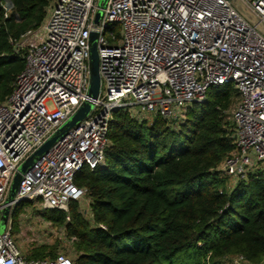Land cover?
<instances>
[{
    "label": "built area",
    "instance_id": "1",
    "mask_svg": "<svg viewBox=\"0 0 264 264\" xmlns=\"http://www.w3.org/2000/svg\"><path fill=\"white\" fill-rule=\"evenodd\" d=\"M51 0L42 27L14 43L24 70L0 102V219L18 169L90 101L89 41L97 32L101 89L93 109L23 175L16 201L39 200L43 211L69 213L70 203L92 221L79 173L106 163L115 113L135 110L172 125L212 89L232 85L234 149L217 168L232 189L264 165V34L229 0ZM264 26V0H241ZM10 1L1 3L5 18ZM119 27L116 36L111 29ZM15 204L12 205V208ZM70 216H67V221ZM106 230L104 225H100ZM0 264H75L63 253L29 259L13 235V215L0 233ZM229 264H252L244 256ZM260 264H264V259Z\"/></svg>",
    "mask_w": 264,
    "mask_h": 264
},
{
    "label": "trees",
    "instance_id": "2",
    "mask_svg": "<svg viewBox=\"0 0 264 264\" xmlns=\"http://www.w3.org/2000/svg\"><path fill=\"white\" fill-rule=\"evenodd\" d=\"M0 0V102L24 70L25 54L14 43L42 27L51 0ZM239 92L232 85L208 92L172 125L161 117L137 122L120 110L110 129L106 163L83 169L76 184L86 188L93 220L77 201L69 213L44 218L64 225L75 239V264H229L244 256L264 259V165L232 189L217 171L234 149L228 112ZM20 202L13 227L21 214ZM70 220L67 221V216ZM100 225H104L103 230ZM55 258L36 249L29 259Z\"/></svg>",
    "mask_w": 264,
    "mask_h": 264
},
{
    "label": "water",
    "instance_id": "3",
    "mask_svg": "<svg viewBox=\"0 0 264 264\" xmlns=\"http://www.w3.org/2000/svg\"><path fill=\"white\" fill-rule=\"evenodd\" d=\"M108 0H100L99 10L96 15L95 24H99L102 17V9L106 6ZM231 3L243 13L249 20L258 27V29L264 34V26L259 23L257 18L245 7L241 0H229ZM98 37L97 32H92L89 48H90V57H89V70H90V86L88 90V96L90 101H86L76 112V114L71 117L61 128H59L48 140L47 142L40 147L29 159L18 169L15 177L12 181L7 199L6 206L1 212L0 219V233H3L6 228L10 218V215L14 214V210L17 205L20 203L16 201V197L20 191V186L22 183L23 175L26 174L34 164L40 160L44 155H46L50 149L62 139L71 129L77 126L81 121H83L88 114L93 109L92 100H97L100 94L101 89V78L99 73V54H98ZM15 204V207L12 208V205Z\"/></svg>",
    "mask_w": 264,
    "mask_h": 264
},
{
    "label": "rangeland",
    "instance_id": "4",
    "mask_svg": "<svg viewBox=\"0 0 264 264\" xmlns=\"http://www.w3.org/2000/svg\"><path fill=\"white\" fill-rule=\"evenodd\" d=\"M116 36L119 35V27L115 26L111 29ZM240 95L238 101L240 100ZM237 101V102H238ZM236 99L231 110L228 112L229 120H231L232 111L236 106ZM130 118L137 122H147L149 124L154 122L155 118L146 119L140 117L136 111H126ZM81 209L89 208L87 201L80 203ZM44 212L41 209L39 200L23 201L21 207V214L17 217V222L13 227V235L25 256H30L36 249L45 248L47 253L55 252L56 255L63 253L71 258L75 257V239L71 238L64 225H55L48 222L44 218ZM51 256L47 255L46 258Z\"/></svg>",
    "mask_w": 264,
    "mask_h": 264
}]
</instances>
